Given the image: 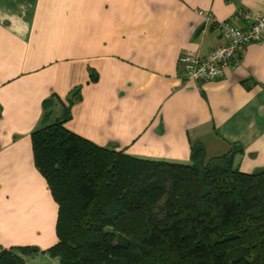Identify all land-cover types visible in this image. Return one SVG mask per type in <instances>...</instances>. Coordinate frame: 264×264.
<instances>
[{
  "label": "crops",
  "instance_id": "0c3cea01",
  "mask_svg": "<svg viewBox=\"0 0 264 264\" xmlns=\"http://www.w3.org/2000/svg\"><path fill=\"white\" fill-rule=\"evenodd\" d=\"M261 14L264 0H0V252L33 246L27 264H62L32 140L60 118L137 158L187 164L201 143L264 169V38L217 79H185L179 62L225 45L224 22L248 29Z\"/></svg>",
  "mask_w": 264,
  "mask_h": 264
},
{
  "label": "trees",
  "instance_id": "16d2710c",
  "mask_svg": "<svg viewBox=\"0 0 264 264\" xmlns=\"http://www.w3.org/2000/svg\"><path fill=\"white\" fill-rule=\"evenodd\" d=\"M66 121L32 133L59 206L49 252L62 264H264V169L241 171L236 150L208 158L201 143L187 164L141 159ZM40 251L3 249L0 264H27L23 256Z\"/></svg>",
  "mask_w": 264,
  "mask_h": 264
},
{
  "label": "built area",
  "instance_id": "2783aa9c",
  "mask_svg": "<svg viewBox=\"0 0 264 264\" xmlns=\"http://www.w3.org/2000/svg\"><path fill=\"white\" fill-rule=\"evenodd\" d=\"M201 14L210 17L204 11ZM242 16H244L241 13ZM248 17V16H246ZM226 44L210 51L204 57L183 54L179 62L183 67L185 79L209 81L220 77L229 64L239 63L241 53L252 44L264 38V14L256 15L248 29H241L224 22Z\"/></svg>",
  "mask_w": 264,
  "mask_h": 264
},
{
  "label": "rangeland",
  "instance_id": "374dc122",
  "mask_svg": "<svg viewBox=\"0 0 264 264\" xmlns=\"http://www.w3.org/2000/svg\"><path fill=\"white\" fill-rule=\"evenodd\" d=\"M164 199H166V198H164ZM164 200L163 201H161L159 204H158V206L156 207V209H155V211L156 212H158V211H160V208L162 207V205L164 204Z\"/></svg>",
  "mask_w": 264,
  "mask_h": 264
}]
</instances>
